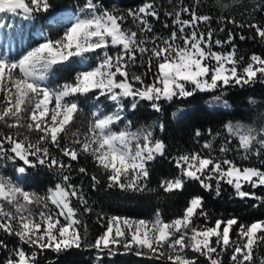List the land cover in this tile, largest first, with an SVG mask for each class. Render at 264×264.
I'll return each instance as SVG.
<instances>
[{"label": "snow or ice", "instance_id": "obj_1", "mask_svg": "<svg viewBox=\"0 0 264 264\" xmlns=\"http://www.w3.org/2000/svg\"><path fill=\"white\" fill-rule=\"evenodd\" d=\"M168 3L172 4V0ZM51 7L50 0H0V14H22L27 20L47 13ZM254 10L264 11V0ZM161 11L171 18L170 24L163 23L165 29L171 27L167 36L157 34L152 23L161 20ZM185 14L187 19L182 18ZM65 19L70 23L57 38L44 36L42 43L18 59L0 56V125L12 130H0V168L4 161H10L18 177H23L30 168L45 167L58 178L41 195L0 172V232L18 241L9 249L0 239V249L8 251L2 264H40L38 258L45 252L58 258L85 246L96 250L95 260L101 264L102 255H116L121 248L125 253L136 250L137 256L170 264H201V258L204 264H225L226 260L227 264H264V219L245 224L236 216H221L210 221L204 197L199 194L191 196L181 213L168 220L159 212L151 220L111 216L103 232L85 245L87 227L82 230L80 213L81 208L84 213L92 209L66 174L72 168L70 161L86 155L105 177L106 188L151 191L150 163L164 156L167 147L155 136V129L163 126L147 124L133 129L132 122L126 121L115 130L125 121L124 101L131 100L133 110L139 101H148L159 113L162 102L187 99L197 92L219 91L211 103L227 108L224 95L228 88L264 83V56L252 53L245 59L239 55L232 32L222 41L213 39L211 29L199 31L197 25L209 23L212 17L198 14L194 6L173 5L170 10H162L156 0H145L134 9H120L105 7L99 0H84L74 19L54 15L50 22L59 24ZM248 27L264 42V26ZM239 38L246 39L243 35ZM224 44L230 45L229 50H223ZM214 45L220 50H214ZM92 57L94 62L87 63ZM75 62L81 64L82 70L71 80L56 88L48 86L55 67ZM138 62L146 72L133 71ZM149 73L151 82L146 80ZM89 96L95 110L81 131L75 126L83 111L78 98ZM101 97L111 101L115 110L104 114ZM249 102L256 103L254 98ZM223 128L224 133L208 130L211 139L202 145L206 154L192 151L173 157L177 172L161 180L159 187L166 193L181 192L189 181H194L219 197L222 184H227L236 197L251 198L264 205V196L245 190V185L251 189L264 187V168L244 166L227 158L231 149L226 144L219 147V153L224 155H213L214 141L226 133L231 138L228 144L236 140L235 151L240 159L247 161L254 156L264 165V125L257 128L228 121ZM201 135L197 129L195 136ZM53 147L67 161L54 155ZM78 171L86 173L84 167ZM91 181L94 189L101 185L96 175L91 176ZM74 199L80 208L73 205ZM201 218L203 223H197Z\"/></svg>", "mask_w": 264, "mask_h": 264}, {"label": "trees", "instance_id": "obj_2", "mask_svg": "<svg viewBox=\"0 0 264 264\" xmlns=\"http://www.w3.org/2000/svg\"><path fill=\"white\" fill-rule=\"evenodd\" d=\"M105 7L113 6L120 9L136 8L145 0H99ZM262 0H156L158 7L170 10L173 5L179 7H195L198 14L210 15L212 20L209 23H200V26L206 31H213V39L225 41L228 39L229 32L234 35L233 43L235 44L238 54L246 58L252 53L264 56V42L255 36L254 29L248 27L250 24L264 26V11H256V5ZM52 7L47 13L35 14L33 25L38 24L47 32L50 38L55 39L65 28V24H53L47 20V15L62 6H70L77 11L78 6L84 3V0H50ZM223 17L224 19H221ZM182 18H188L185 14ZM151 19V18H150ZM234 20L236 23H229ZM170 24L171 18L165 17L161 11V20H152L154 30L162 31V35L170 33L171 27L165 29L163 23ZM237 25H244L238 27ZM223 28V31L220 29ZM243 35L246 39L241 40ZM255 37V38H253ZM80 70L78 62L57 66L55 72L59 76V81H69L74 77L76 71ZM141 73V72H140ZM152 77L149 74L146 80L151 82ZM218 92V91H217ZM219 93V92H218ZM215 92H197L193 97L187 99L177 98L169 102L168 105L162 106V112H155L148 101H139L136 109H131V100L124 101L125 121H131L133 129L147 124H159L163 127L155 129V136L163 140L166 144V152L162 157L150 163V177L148 180V189L143 192L122 191L119 188H106L105 177L97 169L91 157L81 155L77 161H70L72 168L66 173L71 176V183L78 186L82 191L88 206L92 211L84 213L81 208L80 218L83 226L87 227V239L85 245L93 242L100 235L106 224L107 218L111 216H121L133 219H150L156 213H160L165 220L171 219L181 213L188 199L196 194L204 197V209L209 213L210 221H214L221 216H236L241 223H250L258 219H264V205L260 201L245 198L240 199L234 195L233 189L227 184H222V192L219 197L214 193L203 190L198 182L189 181L184 190L181 192L166 193L159 187L161 180L171 178L177 170L172 158L180 153L203 151L202 145L206 140L211 139L208 130L213 133L219 131L224 133L223 125L228 122L241 121L245 124H251L257 128L264 125V83L257 81L254 84L243 87H230L226 90L224 99L228 101L229 107L209 105L207 99L211 98ZM92 97H79L80 107L83 109L76 119L75 126L84 130L87 120L92 112L91 102L88 99ZM254 98L256 103L249 102ZM104 98L100 102L104 105ZM178 107L190 108L179 116H173V112ZM199 129L202 135L195 136L196 130ZM0 130L7 133L9 130L0 125ZM35 134H33V137ZM227 137L226 133L217 137L215 145L226 144L231 149L226 156L234 159L238 164L244 166H256L264 168V165L256 157H250L245 161L240 159L235 151L237 142ZM54 155L59 153L53 147L51 149ZM60 159L67 158L59 156ZM4 165L9 167L7 175L17 177L14 167L10 161H4ZM6 163V164H5ZM84 167L86 173H80L78 169ZM96 175L101 179V185L92 188L91 176ZM58 178L55 173L45 167L28 169L27 173L21 177L19 184L28 191H36L41 195L45 194L47 189L52 187ZM258 196H264V187L255 190ZM73 205L80 208V204L75 199ZM256 205V206H254ZM103 217V219H101ZM200 223H203L201 218ZM0 239L7 243L11 249L17 245L18 241L13 236H8L0 232ZM136 250L125 253L121 249L116 255H102V264H170L162 260H155L148 256H137ZM96 250L87 246L81 249L70 250L58 258L50 252H45L39 257L40 264H101L95 260ZM8 258V251L0 249V264Z\"/></svg>", "mask_w": 264, "mask_h": 264}, {"label": "rangeland", "instance_id": "obj_3", "mask_svg": "<svg viewBox=\"0 0 264 264\" xmlns=\"http://www.w3.org/2000/svg\"><path fill=\"white\" fill-rule=\"evenodd\" d=\"M207 2H208V0H207ZM75 13H76V11H74V10L71 11L67 7H61L60 9L57 10V12H55V15H64V16L71 17L74 19ZM34 18L35 17H33L31 20H27V19H24L22 14L21 15L0 14V24L5 25V27L0 28V56L7 55L9 59H18L20 57V55H22L24 52L29 50L31 47H35L39 43L43 42V37L46 35L44 33H41V31L38 30V28L41 29L38 24H36L35 26L33 25L32 22H33ZM185 19H187V18H185ZM48 21L50 22V19H48ZM61 23L65 24V27H67L70 23V20L65 19V20L61 21ZM128 24L131 25L130 19L128 21ZM9 25L11 27H8ZM197 27H198L199 31L205 32V30L200 26V23L197 25ZM154 31L157 34L162 35V31H160V32L156 31V30H154ZM38 34H41V35H38ZM168 34L169 33H166V36ZM60 35H62V33ZM38 38H40V39L38 40ZM30 43L32 45H30ZM213 47H214V50H220L215 45ZM229 48H230V45L224 44L223 50L226 51V50H229ZM112 51H115V50L113 49ZM245 59H247V58L245 57ZM93 62H94V57L90 58L87 63L91 64ZM78 64L80 66V70H82L81 64L79 62H78ZM133 71H135L137 73H140V72L142 73V72H146L147 69H146V67L140 66V64L138 62L137 67L134 68ZM76 72H78V71H76ZM76 72H75V74H76ZM75 74H74V76H75ZM149 76L152 77V75L150 73H149ZM58 78H59V76L55 72V68H54L52 73L48 77V80H47L48 86L52 87V88H56L58 85H61L65 82V81H59ZM218 92H215L216 94L212 95V97L215 95H219L220 93H218ZM212 97L207 99L209 105L223 106V105H219V104H212L211 103ZM103 100L105 103L103 105V103L100 102V108L104 114H108V113L115 110L114 105L111 101L106 100V99H103ZM126 101H128V100H125V102ZM88 102H91V105H92L91 110L94 111L95 109H94L93 99L92 98L88 99ZM168 103L169 102H162V106L168 105ZM188 109H190V108L178 107L173 112V114L177 113L176 116H179L180 114L187 111ZM122 115L124 116V112L122 113ZM125 122L126 121H122L119 125L115 126V130H119L120 127H123ZM233 140H235V139H233ZM220 146L221 145H215L214 146L215 150L213 152V155H217V156L224 155V154L219 153V147ZM203 151L206 154V150H203ZM8 171H9V167L7 165H4V167L0 168V172L5 174L6 176L12 178L15 182L19 183V181L21 180V177H18V174L16 175L17 176L16 178L11 176V175H7L6 173ZM257 189H259V188H257ZM257 189H251L250 186L245 185V190H247V191H255ZM233 192H234V190H233ZM155 215L148 220L154 219ZM129 219H133V218H129ZM134 220H139V219H134ZM144 220H146V219H144ZM199 221L200 220H198L197 223H200ZM162 261H164V260H162ZM201 264H204L203 258H201ZM225 264H227V260L225 261Z\"/></svg>", "mask_w": 264, "mask_h": 264}]
</instances>
